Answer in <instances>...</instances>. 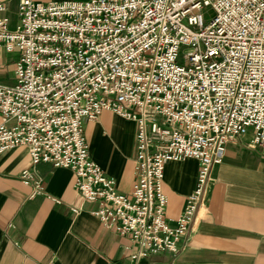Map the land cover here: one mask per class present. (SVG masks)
Instances as JSON below:
<instances>
[{"label":"built area","instance_id":"built-area-1","mask_svg":"<svg viewBox=\"0 0 264 264\" xmlns=\"http://www.w3.org/2000/svg\"><path fill=\"white\" fill-rule=\"evenodd\" d=\"M3 10L0 48L13 62L0 81V152L22 145L31 163L70 169L101 226L132 244L123 264L176 252L225 143L247 132L264 148V0H18L12 28ZM103 109L134 124L127 192L88 155L82 122ZM182 156L197 160L194 183L168 219L163 164ZM19 178L40 191L29 169Z\"/></svg>","mask_w":264,"mask_h":264},{"label":"crops","instance_id":"crops-1","mask_svg":"<svg viewBox=\"0 0 264 264\" xmlns=\"http://www.w3.org/2000/svg\"><path fill=\"white\" fill-rule=\"evenodd\" d=\"M4 14L18 0H0ZM47 1V0H37ZM1 52L2 49L0 48ZM4 53V52H3ZM88 155L127 192L134 179V124L108 109L82 122ZM249 133L226 142L210 167L206 186L177 251L149 254L144 264H264V148ZM197 160L182 156L163 164V214L173 219L194 183ZM27 168L40 183H23ZM67 167L31 163L22 145L0 152V264H123L132 244L103 227L93 201L72 185ZM69 206L78 207L71 212Z\"/></svg>","mask_w":264,"mask_h":264},{"label":"rangeland","instance_id":"rangeland-1","mask_svg":"<svg viewBox=\"0 0 264 264\" xmlns=\"http://www.w3.org/2000/svg\"><path fill=\"white\" fill-rule=\"evenodd\" d=\"M200 12L203 17H208L211 14V10L208 6H204L200 9ZM6 16L8 19L7 26L9 28H12L14 26V23L16 21V10L13 7H10L6 10ZM183 51V49L179 50V57L178 61H181L180 53ZM13 62V58L8 53H3L0 50V81L4 82H11L12 81V73L10 65Z\"/></svg>","mask_w":264,"mask_h":264}]
</instances>
